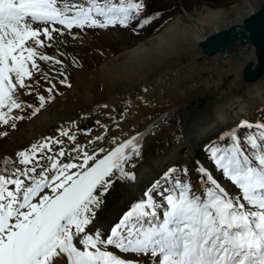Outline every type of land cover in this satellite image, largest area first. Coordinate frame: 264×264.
<instances>
[{"label": "snow or ice", "instance_id": "obj_1", "mask_svg": "<svg viewBox=\"0 0 264 264\" xmlns=\"http://www.w3.org/2000/svg\"><path fill=\"white\" fill-rule=\"evenodd\" d=\"M145 7V0H0V139L60 94L54 80L71 87L59 58L66 34L127 28ZM41 62L60 69L49 75ZM34 93L38 106L21 99ZM25 109L27 117L17 114ZM101 127V135L80 144L77 133L91 130L71 121L55 136L0 154V264H144L141 257L148 264H264V121L242 120L205 148L236 191L196 160L198 188L186 166L184 180L169 169L107 231L93 227L97 213L117 180H135L128 168L141 156L145 133L112 137L106 149L95 147L109 131Z\"/></svg>", "mask_w": 264, "mask_h": 264}, {"label": "bare ground", "instance_id": "obj_2", "mask_svg": "<svg viewBox=\"0 0 264 264\" xmlns=\"http://www.w3.org/2000/svg\"><path fill=\"white\" fill-rule=\"evenodd\" d=\"M263 2L237 0L228 7L205 5L193 14L186 12L169 20L154 35L133 41L131 46L119 45L114 52L101 48L94 51L96 59L90 67L83 66L74 54L78 49L93 48L91 37L72 40L64 36L66 43L60 45V51L66 49L69 53L65 64L71 72V87L54 80L60 94L37 116L20 121L14 130L5 129L9 134L0 139V154H13L43 136H55L59 127L71 121L81 130H91V135L77 133L80 144L101 135V125H108L106 139L95 144L108 149L112 147V137L127 139L165 112L166 116L148 132L162 121L168 125L148 146L143 145V138L141 156L131 161L135 167L128 171L135 173V180L114 183L93 227L107 231L126 208L143 198L142 190L162 168L175 161L188 168L198 188L195 161L208 166L203 152L209 139L222 128L253 119L256 111L264 107V74L256 81L241 77L246 62L256 61L253 48L243 51L246 47H238L236 57L222 58L219 54H203L198 44L206 36L241 24ZM45 51L54 54L55 50ZM114 109L117 116H112ZM214 175L229 191H236ZM140 259L148 264V258Z\"/></svg>", "mask_w": 264, "mask_h": 264}, {"label": "rangeland", "instance_id": "obj_3", "mask_svg": "<svg viewBox=\"0 0 264 264\" xmlns=\"http://www.w3.org/2000/svg\"><path fill=\"white\" fill-rule=\"evenodd\" d=\"M147 1H148V3H147L148 6L145 7V10L141 14V16H143L144 14H147L146 13L147 10H149V13H152V14H154V12H156V11H159L160 12L159 13L160 15L158 16V19L153 20L150 24L146 25L143 28H138L137 27V25L139 23V20L145 18V17H141V16L139 17V19L135 20L136 22L133 21L129 25V27H127V28L122 27L119 24H117L114 27L110 26L107 29L85 28L84 30H80V29H75L74 28L72 30L73 33H75L78 36H87V35H89L91 37V41L94 43V47L93 48L88 47V49H86V50H80V49H78L76 51V53L74 54V57L76 59H78L82 63L83 66L90 67L91 64L94 63L93 61H95V59H96V55H95V52L94 51L97 52V50L99 51L100 48L103 49V50H108V49L109 50H113V52H114V49L116 50V48L119 45L131 46L133 41L140 40V38H143V37H149V36L154 35L169 20L174 19L175 17H177L179 15H184V14H186V12H188L190 14H193L196 9H199V8L205 6V5H207V6H213V7H228V6H230L232 3H234L237 0H147ZM181 5L183 6V8H181ZM110 33H111V35H110ZM101 35H103V37ZM65 37L67 39L76 40V39H73V36L72 35L66 34ZM78 42H77L78 45L80 44V46H82L81 41H78ZM46 50L51 51V48L46 49ZM65 50L61 51V52L64 53V55L63 56H60L59 58L63 61V66H64L63 67V71H64L65 75L67 76L68 82H69L70 81V78H71V72L68 70V68H67V66L65 64L69 53H68L67 50L66 51ZM48 54L51 55L52 53H48ZM42 65H44V63H42ZM41 68H43V70L45 72H48L49 75H54L55 72L60 69V65H56V66L53 67L51 65H46L45 64ZM36 77H37V80H40V83H41V86L39 85V92H40V94H43V95L47 96V92L44 89L47 88L49 85L43 79H41V77H40L39 74ZM56 87H57V85H56ZM32 96H33V98L30 97V98H27V99H26V97H23L22 100H24L28 104H34V105H37L38 106L39 101L37 99V96L35 95V93L32 94ZM124 101L125 100H123V103L126 104L127 103V100H126V102H124ZM200 104L201 105H199V106L202 107L203 106V102L200 103ZM27 110L26 109L24 110L25 113L24 112L21 113V112H19L17 110V114L24 115V116L26 114L29 115L30 112H31V109H27ZM116 111H117V109H114L112 116H117L116 115L117 114ZM125 112H126V110L124 111V113ZM173 120L174 119H172V121ZM249 121L250 122L264 121V107L259 108L256 111V113L253 115V119H251ZM19 122L20 121H17V124ZM164 122L165 121H162L161 123L157 124L153 129H151L153 131L147 133V135L144 137V143H143V145H147L148 146L155 139L156 135H158L159 133H162L163 128H165L168 125L166 122L164 124ZM239 122H238V124H239ZM158 125H159V127H158ZM233 126L235 127L236 124H234ZM231 128L230 127L229 128H222L220 131L216 132L209 139L208 143H206L205 148H206V146L210 145L212 142L218 141V137L221 136L224 132L228 131ZM10 130H13V129H10ZM156 131H157V134H156ZM240 131H241V135H243V133L245 131H247V130L242 129ZM222 143H225L226 144V143H228V141L225 140ZM203 153H204L203 154V157H205V153H206V156H207L206 157V163H207V165L209 167L208 166H206V167L209 168V169H211L214 174H217L218 176H220L221 177V180H224L225 181V184L227 182V185L230 184V186L234 188V186L228 180H226L225 178H223L220 175V173L216 171V169L214 168V166H212V167L210 166L208 160L210 162H211V160L209 159L208 153L206 151L203 152ZM172 166H174V167L177 168L176 175L181 180H184L185 177L183 176V173H182L183 167L181 165H177V166L172 165V163H170V164H168V166H165L164 168H162V170L160 172V175L156 178V180H160L162 178L163 174L167 171V169L170 168V167H172ZM189 178L192 181L193 188L196 189L197 188V185H196L195 181L193 180V178H192V176L190 174H189ZM156 180H151V182H149L146 185V188L145 189L149 188L153 184V181H156ZM145 189L142 190V193L143 194H144ZM127 210H128V208H126L124 210V212L127 211ZM124 212H122V213H124ZM122 213H121V215H122Z\"/></svg>", "mask_w": 264, "mask_h": 264}, {"label": "water", "instance_id": "obj_4", "mask_svg": "<svg viewBox=\"0 0 264 264\" xmlns=\"http://www.w3.org/2000/svg\"><path fill=\"white\" fill-rule=\"evenodd\" d=\"M207 55L219 54L220 57H236L238 47H246L243 51L253 48L256 61L246 62L241 70L244 81H256L264 74V2L253 13L246 16L241 24L217 31L198 44Z\"/></svg>", "mask_w": 264, "mask_h": 264}]
</instances>
